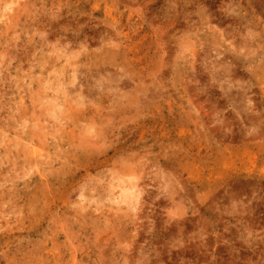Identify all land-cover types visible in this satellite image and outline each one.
I'll return each instance as SVG.
<instances>
[{"label":"rangeland","instance_id":"obj_1","mask_svg":"<svg viewBox=\"0 0 264 264\" xmlns=\"http://www.w3.org/2000/svg\"><path fill=\"white\" fill-rule=\"evenodd\" d=\"M0 264H264V0H0Z\"/></svg>","mask_w":264,"mask_h":264},{"label":"bare ground","instance_id":"obj_2","mask_svg":"<svg viewBox=\"0 0 264 264\" xmlns=\"http://www.w3.org/2000/svg\"><path fill=\"white\" fill-rule=\"evenodd\" d=\"M40 149V148H39ZM37 150V149H36ZM37 151H39L40 152V150H37ZM38 153V152H37Z\"/></svg>","mask_w":264,"mask_h":264}]
</instances>
